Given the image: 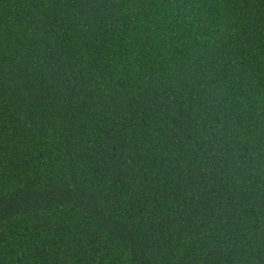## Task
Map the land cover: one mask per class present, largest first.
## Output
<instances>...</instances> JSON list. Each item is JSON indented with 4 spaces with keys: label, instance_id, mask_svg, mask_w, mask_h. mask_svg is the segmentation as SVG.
Listing matches in <instances>:
<instances>
[{
    "label": "trees",
    "instance_id": "1",
    "mask_svg": "<svg viewBox=\"0 0 264 264\" xmlns=\"http://www.w3.org/2000/svg\"><path fill=\"white\" fill-rule=\"evenodd\" d=\"M0 264H264V0H0Z\"/></svg>",
    "mask_w": 264,
    "mask_h": 264
}]
</instances>
